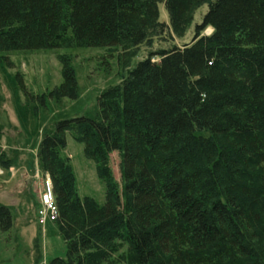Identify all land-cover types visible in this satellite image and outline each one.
I'll return each mask as SVG.
<instances>
[{
  "label": "trees",
  "instance_id": "1",
  "mask_svg": "<svg viewBox=\"0 0 264 264\" xmlns=\"http://www.w3.org/2000/svg\"><path fill=\"white\" fill-rule=\"evenodd\" d=\"M161 2L175 29L197 4L209 10L190 42L150 53L94 109L55 121L41 138L68 245L67 257L49 264H110L119 244L129 245L133 264H264L256 229L264 208V0H0V53L71 41L138 45L158 23ZM61 60L64 82L53 93L77 99L70 59ZM67 132L97 163L104 204L79 194L63 155ZM0 162L9 168L12 160ZM0 220L11 227L12 207L0 203Z\"/></svg>",
  "mask_w": 264,
  "mask_h": 264
},
{
  "label": "rangeland",
  "instance_id": "2",
  "mask_svg": "<svg viewBox=\"0 0 264 264\" xmlns=\"http://www.w3.org/2000/svg\"><path fill=\"white\" fill-rule=\"evenodd\" d=\"M208 10V3L197 4L186 25L175 29L161 2L158 23L138 45L86 47L71 41L56 49L0 53V158L12 160L9 168L0 162V203L13 209L8 230L2 229L0 220V264H49L54 257H67V242L55 222L58 217L47 216L46 221L39 217L42 208L49 209L41 196L51 185L54 192L51 174L39 155L46 128L94 109L99 95L120 83L150 53L190 42ZM209 32L210 28L204 31ZM62 57L70 59L77 78L78 98L74 100L53 93L64 82ZM66 138L63 155L71 158L79 194L104 204L106 187L99 178L97 163L84 155L83 143L69 132ZM110 160L113 174L121 182L119 152H113ZM256 229H262L257 243L264 251V208ZM109 262L133 264L129 245L119 244Z\"/></svg>",
  "mask_w": 264,
  "mask_h": 264
},
{
  "label": "built area",
  "instance_id": "3",
  "mask_svg": "<svg viewBox=\"0 0 264 264\" xmlns=\"http://www.w3.org/2000/svg\"><path fill=\"white\" fill-rule=\"evenodd\" d=\"M48 189L49 190L44 191V195L41 196V202L44 203V205H48L49 209L42 211V208L41 211H39V217L45 221L47 220V216H51L55 220L59 215V209L54 199V192L51 190L50 186ZM50 212L52 213L50 214Z\"/></svg>",
  "mask_w": 264,
  "mask_h": 264
},
{
  "label": "bare ground",
  "instance_id": "4",
  "mask_svg": "<svg viewBox=\"0 0 264 264\" xmlns=\"http://www.w3.org/2000/svg\"><path fill=\"white\" fill-rule=\"evenodd\" d=\"M51 190H52V185L50 186Z\"/></svg>",
  "mask_w": 264,
  "mask_h": 264
}]
</instances>
